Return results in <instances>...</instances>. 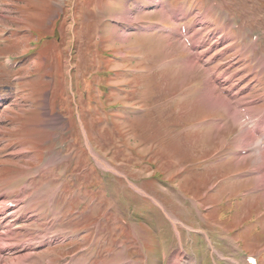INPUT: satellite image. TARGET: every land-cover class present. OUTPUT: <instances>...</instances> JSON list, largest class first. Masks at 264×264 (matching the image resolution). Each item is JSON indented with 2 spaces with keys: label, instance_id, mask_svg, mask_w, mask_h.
<instances>
[{
  "label": "rangeland",
  "instance_id": "rangeland-1",
  "mask_svg": "<svg viewBox=\"0 0 264 264\" xmlns=\"http://www.w3.org/2000/svg\"><path fill=\"white\" fill-rule=\"evenodd\" d=\"M1 99L0 247L47 241L24 264H264L225 105L264 111V0H0Z\"/></svg>",
  "mask_w": 264,
  "mask_h": 264
},
{
  "label": "bare ground",
  "instance_id": "bare-ground-1",
  "mask_svg": "<svg viewBox=\"0 0 264 264\" xmlns=\"http://www.w3.org/2000/svg\"><path fill=\"white\" fill-rule=\"evenodd\" d=\"M163 9V8H162ZM163 12L164 13V16L165 18H168V16H172L174 17L175 19H180L178 16H177V12L173 9H168V12L163 9ZM155 24V23H154ZM161 27V26H160ZM180 32V31H179ZM179 36L181 35V33H178ZM194 44V45H193ZM197 43L194 42L192 43L191 47H189V49H192L194 50L195 54L198 53V47L196 45ZM188 49V48H187ZM188 49V50H189ZM225 76V75H224ZM217 77V76H215ZM219 78V77H218ZM221 78V77H220ZM212 79V78H211ZM224 79V78H223ZM216 80V79H215ZM221 80V79H220ZM217 81V80H216ZM220 83V81H219ZM209 84V83H208ZM211 85V84H210ZM261 85V84H260ZM222 86V85H221ZM206 92V91H205ZM204 92V94H206ZM209 92V91H208ZM213 93V92H212ZM203 96V95H202ZM217 96V94H216ZM219 97V96H218ZM227 100V99H226ZM225 100V101H226ZM219 102V101H218ZM215 105V104H214ZM225 105L228 107L227 108V112H229L230 114H233L234 115V119L236 122H240V119H241V114L242 112H244V114H246V118L250 119L251 116H253V118L251 119L250 121V124H251V128L250 127H246V128H243V131L242 133L240 134L239 137H237L238 139V147L242 148V150H248L247 151V155H241L242 153L239 154V158H237L239 160V164L241 162V160H244V161H247L248 158L250 156H252V154H250L249 152H251V150H255V154L253 155L254 156V159H255V165L257 167L253 168V173L252 174H255V180H256V187L253 188V191L255 190L257 192V194L259 193H262L263 194V197H264V144L259 146V147H255V149H252V147L256 146V142L259 141V139H262L264 138V111L262 112H259V113H256L255 116L254 115H250L248 114V110H240V106L238 108H236L237 106H234L233 104L230 103V101H226L225 102ZM218 108V107H217ZM250 109V108H249ZM229 114V115H230ZM233 117V116H232ZM236 117V118H235ZM229 118V117H228ZM243 120H244V117H242ZM213 124V123H212ZM246 124V123H245ZM249 124V125H250ZM216 125V124H215ZM236 141V140H235ZM241 150V151H242ZM20 156V155H19ZM253 159V160H254ZM97 161L99 163H101L104 167H106L107 169H110L108 163H106L104 160H102L100 157L97 156ZM252 162V161H251ZM252 189V188H251ZM252 191V190H251ZM261 194V195H262ZM39 196V195H38ZM3 197V196H2ZM6 198V197H5ZM0 199H3L0 197ZM43 200V199H42ZM2 201V200H1ZM7 202V201H6ZM6 202H4L6 204ZM53 202V201H52ZM3 203V202H2ZM3 203V204H4ZM46 203V202H45ZM54 203V202H53ZM159 204V203H158ZM28 205L30 204H27L24 206V208L22 209H18L15 205H11L10 202L8 201V204L3 208V216L6 217L5 221L6 222V225L7 227H4L5 229H8L10 228V225H12L14 222H16L18 220V217H17V220L12 216L14 213L16 214L17 212H21L23 210H26ZM54 205V204H53ZM2 206V205H1ZM19 206V205H18ZM160 206L165 210V212L167 213V216L168 218L172 221L173 223V226L174 228L176 227V231H177V228H178V233H179V238H180V241H181V233L179 231V225L180 224H183L182 221H180L177 217H174L172 218L171 215L168 213L167 209L165 208V206H163V204L161 203ZM21 217V216H20ZM14 218V219H13ZM25 216H22L18 221H22L24 220ZM3 219V218H2ZM1 220V219H0ZM2 221V223H3ZM1 224V223H0ZM3 225V224H2ZM0 226V227H3V226ZM5 225V226H6ZM15 228V227H14ZM3 229V228H2ZM10 231L12 232V235H15V233L17 231H15V229L10 228ZM44 232V231H43ZM42 233V232H40ZM27 234V233H26ZM3 235V232H0V238L1 236ZM46 234L44 235H39L38 238H33L32 241L30 240L31 243H25L23 242L24 244H18L16 243L15 240H13L11 238V241H14L13 243H8L9 246H6V247H0V264H24L25 261L27 260H31V253L33 252V249L36 248V247H40V245H44L46 244ZM4 237V235H3ZM30 238V237H29ZM4 239V238H3ZM5 240V239H4ZM7 240V239H6ZM5 240V241H6ZM28 242V241H27ZM48 244V243H47ZM2 245V244H1ZM7 245V244H6ZM183 245H182V241H181V245L179 246V249L175 252V255L172 256V258L170 259L169 263L168 264H179L180 261H182V257L185 256V251L183 249ZM217 251V250H216ZM221 252V251H220ZM12 253V255L10 254ZM235 253V252H234ZM237 253V252H236ZM11 255V256H10ZM222 256V255H221ZM220 256V257H221ZM12 257L11 259L8 260V258ZM232 258V257H231ZM189 259V258H188ZM239 260V259H238ZM243 260H244V264H248L247 260H246V257L244 256L243 257ZM32 261V260H31ZM197 262V261H196ZM195 262L194 259H191V263L190 264H197ZM238 264H241L240 262H237ZM189 264V263H188Z\"/></svg>",
  "mask_w": 264,
  "mask_h": 264
}]
</instances>
